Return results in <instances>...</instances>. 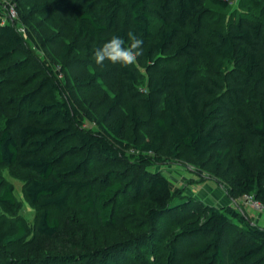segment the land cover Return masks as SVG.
<instances>
[{
  "label": "trees",
  "instance_id": "1",
  "mask_svg": "<svg viewBox=\"0 0 264 264\" xmlns=\"http://www.w3.org/2000/svg\"><path fill=\"white\" fill-rule=\"evenodd\" d=\"M205 1L35 0L28 6L29 14L66 20L74 35L58 51V73L73 80L62 81L44 65L38 87L22 98L31 106L14 110L0 125V165L30 171L22 179L23 193L36 208L42 236L58 233L60 221L52 209L63 208L71 191L86 190L84 210L94 206L95 191L102 225L143 216L140 232L103 252L115 248L110 254L126 257L123 250L139 244L155 256L150 264H264V227L231 205H209L173 189L163 170L155 169L176 166L183 156H206L213 174L225 167L229 194L264 202V7L258 14L231 16L224 29L209 30L212 39L202 40L210 12ZM61 27L39 40L29 33L32 47L47 51V42L55 47ZM129 31L143 40L136 62L105 60L98 66L95 50L113 36L127 47ZM22 43L16 25L3 22L0 13V61L14 56ZM213 56L216 68L209 70ZM13 65L0 67V84ZM110 80L119 89L93 119L95 128L85 126L72 87ZM246 100L257 104L254 120L242 109ZM235 116L242 119L241 129H235ZM96 159L110 168L89 178ZM17 202L13 184L0 174V207L10 211ZM161 224H174L175 231L158 256L153 248ZM16 226L6 242L25 237L24 222ZM83 259L65 253L44 260L79 264Z\"/></svg>",
  "mask_w": 264,
  "mask_h": 264
},
{
  "label": "rangeland",
  "instance_id": "2",
  "mask_svg": "<svg viewBox=\"0 0 264 264\" xmlns=\"http://www.w3.org/2000/svg\"><path fill=\"white\" fill-rule=\"evenodd\" d=\"M33 1L35 0H0L2 21L11 22L16 27H21L20 33L23 36V43L18 52L10 59L0 61V67L9 63L14 64L12 74L0 84V125L3 119L14 110L19 109L25 112L31 106L32 101H24L22 98L27 91H32L38 87L40 79L45 75L44 65L51 67L62 81L73 80L66 74L60 75L58 73L61 60L58 51L63 42L71 40L74 36L69 23L66 20L59 21L58 17L50 13L29 14L28 6ZM9 4H14L17 13L13 19L9 18L7 9ZM205 4L209 7L210 12L205 18L201 38L202 40H209L212 39L209 30L224 29L231 16L242 11L258 14L264 7V0H228L227 8H220L208 0L205 1ZM58 24H61L62 27L60 36L56 38L55 47L50 46L49 42H47V51L43 48L32 47L33 42L29 38V33L39 40L54 32ZM207 67L209 70H215V56L212 57ZM118 89V83L114 80L101 83L93 82L87 87H77L76 85L72 87L73 100L80 109L82 118L86 120L85 126L95 128L93 119L102 113ZM242 109L251 120L255 119L257 115L255 101L246 100ZM23 119L27 121L30 118L24 115ZM241 121V117H234L236 130L241 129L239 125ZM231 155L232 153L228 158ZM117 166L113 164V168H121V166ZM107 168L110 167L96 159L88 171V177L93 179L101 177ZM155 169L163 170V173L168 176L171 184H173V189L179 188L183 194L192 196L206 204L214 206L231 205L248 217L256 212L246 206L243 195L235 196L233 193H228L229 187L226 182L228 172L224 173L225 167H223L218 174H213L206 156L196 159L183 156L176 166L168 164L161 168L157 166ZM196 170L200 171L196 173ZM0 174L5 180L13 184V193L18 201L10 211L0 207V264H28V262L33 264H62L59 261L44 259L45 256L65 253L85 256V259L79 264H107V262H111V264H150L149 257L154 255L150 253L149 248L140 247L139 244L123 250L126 252V257L124 255L119 256L121 253L115 250V253L110 254L111 250L115 248H111L108 252L102 251L103 248L108 249L113 244L129 239L132 235L135 236L140 232L142 228L139 226L143 224V216H136L135 219L125 217L113 224L104 226L99 220L95 205L97 202L96 192H91L94 206L84 210L82 204L86 190L71 191L63 208L52 209L53 215L58 217L60 221L58 233L53 237H44L36 230V208L29 204L23 193L22 179L29 177L30 171L15 164H3L0 165ZM213 191L220 193V195L217 196ZM223 196L226 197L227 202L222 201ZM262 217L264 218V213ZM19 221L24 222L26 226L25 237L15 243L6 242V238L17 231L16 224ZM261 225H263L262 222L258 226L263 227ZM159 230V241L158 243L155 242L154 245L157 248L154 246L153 253L161 256L162 246L175 231V227L174 224H161ZM113 256L118 260L116 261ZM122 256L125 262H122Z\"/></svg>",
  "mask_w": 264,
  "mask_h": 264
},
{
  "label": "clouds",
  "instance_id": "3",
  "mask_svg": "<svg viewBox=\"0 0 264 264\" xmlns=\"http://www.w3.org/2000/svg\"><path fill=\"white\" fill-rule=\"evenodd\" d=\"M129 45L125 46V40L120 36H113L109 41L105 42L101 47L95 50V63L103 66L105 60L112 63H121L125 66L132 65L137 58L142 55L143 40L134 32L127 33Z\"/></svg>",
  "mask_w": 264,
  "mask_h": 264
},
{
  "label": "built area",
  "instance_id": "4",
  "mask_svg": "<svg viewBox=\"0 0 264 264\" xmlns=\"http://www.w3.org/2000/svg\"><path fill=\"white\" fill-rule=\"evenodd\" d=\"M7 9H8L9 18H12V19L15 18L17 13L15 10L14 4H9ZM17 30L20 32V31H22V28L17 27ZM243 199H244L247 207H249L250 209H252L258 213H264V202L256 199L252 195H243Z\"/></svg>",
  "mask_w": 264,
  "mask_h": 264
},
{
  "label": "crops",
  "instance_id": "5",
  "mask_svg": "<svg viewBox=\"0 0 264 264\" xmlns=\"http://www.w3.org/2000/svg\"><path fill=\"white\" fill-rule=\"evenodd\" d=\"M214 194H217V196L220 195V193H218V192H214ZM221 199H222V201L227 202L226 197L223 196ZM262 214L263 213L254 212V213L250 214L249 217H250L251 221L254 222L257 225H259L262 222L263 225H261V226L264 227V218L262 217Z\"/></svg>",
  "mask_w": 264,
  "mask_h": 264
}]
</instances>
